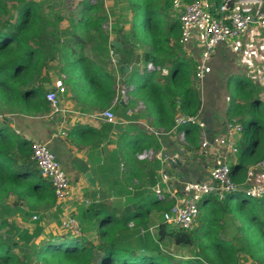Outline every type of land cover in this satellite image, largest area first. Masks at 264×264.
<instances>
[{
  "label": "trees",
  "instance_id": "1",
  "mask_svg": "<svg viewBox=\"0 0 264 264\" xmlns=\"http://www.w3.org/2000/svg\"><path fill=\"white\" fill-rule=\"evenodd\" d=\"M181 1L188 4L195 0ZM261 1L264 11V0ZM126 2L132 14L130 37L144 49L143 62L167 71L164 76L133 71L126 82L140 91L138 97L152 119V130H139L135 145L123 154L128 177L139 178L135 173L137 154L143 149H159L156 132L175 129L176 133H183L189 145L193 144L188 139L192 135L197 149L200 129L189 123L175 126V117L178 113L198 115L202 101L196 87V63L183 50L179 20L171 12L174 0ZM207 2L208 11L214 15L221 0ZM104 7L103 0H82L77 19L69 21L62 32L57 27L63 18L56 17L55 22L48 20L40 2L0 0V264H241L248 261L264 264V197L251 199L241 190L220 202L205 197L198 205V225L190 232L167 227L161 221L153 234H141L140 230L149 229L151 213L164 212L173 205L171 201L160 202L149 193L140 202L128 199L123 207L115 208L118 212L109 207L108 201L88 203L89 206L71 214L79 224L78 236L61 232L60 236L50 235L36 244L44 236L45 213L56 208L52 215L60 217L62 211L56 205L50 181L41 176L32 159V143L15 134L8 116L52 112L41 85L43 74L52 63L57 64L58 74L66 76L63 82L73 92L76 105H82L83 112L114 108L116 77L83 54L87 34H93L101 46L108 45L103 29L108 21ZM90 12H93L91 17L87 15ZM129 51L124 44L116 48L126 63ZM230 83L239 89L228 90L227 115L235 112L242 115L246 107L237 100L252 98V91H243L244 87L253 86L252 81L246 76H235ZM75 86L81 88L74 91ZM246 106L255 111L262 104L255 98ZM243 122L246 131L256 128L264 138V126L255 114ZM78 130L90 131L77 126L68 132L67 138L73 139ZM120 141L123 149L126 144L123 136ZM148 168L157 171L160 163L154 161ZM243 172L241 161L231 167V176L237 182H241ZM235 198L238 203L232 205ZM10 215L32 224L33 229L18 232L8 223ZM33 216L37 219L32 220ZM228 221L239 224L229 226ZM233 238L235 241H231ZM165 240L196 251L188 257L170 254L161 247Z\"/></svg>",
  "mask_w": 264,
  "mask_h": 264
},
{
  "label": "crops",
  "instance_id": "2",
  "mask_svg": "<svg viewBox=\"0 0 264 264\" xmlns=\"http://www.w3.org/2000/svg\"><path fill=\"white\" fill-rule=\"evenodd\" d=\"M105 2L104 9L106 10L107 8L106 13L108 21H110L111 33L113 34V27L119 22L123 24V20L124 23L126 20V23L131 22L132 14L127 7L126 0H105ZM119 6H122L123 9L122 18L117 13ZM183 10L184 6L182 12ZM131 26L132 23L123 27L124 30L130 33ZM117 31L114 32L115 36L114 34L113 36L111 34L109 36L105 32L108 37L107 46H101L98 40H94L91 43H86L83 52L86 58L95 62L104 71L112 73L127 87L126 82L131 73L133 71L142 72L141 68L137 67V64H144L142 60L144 49L137 43L134 44L129 36L130 38L126 40L131 45L129 46L131 49H129V61L126 63L119 60L117 69H115V66L109 61V49L111 45L109 42L116 40L121 44V47L123 46V42L120 40L119 32ZM182 43L184 52L191 56L196 63L199 55L196 38L186 42L182 41ZM263 45L264 28L258 29L254 24H251L245 34L239 39L222 43L216 48L209 61L208 71L202 82L201 93L196 83L202 101L201 111L214 112L212 117L213 129L209 137L206 135L209 143L207 148L208 152H210L209 156L202 155L201 137L203 131L201 129L197 149H194V143L196 142H194L192 135L188 136L189 140H193L191 141L193 144L189 145L185 137L183 136L182 140L180 133H176L175 129L168 133L161 132L159 134L156 132L155 138L158 141L159 149L148 148L141 150L140 153L145 150H151L154 155L144 160L136 158L135 166L137 169L135 173L139 175V178H135V176L129 178L128 167L123 154L135 145V141L138 140L139 130H152L150 129L152 119L138 97L140 91H137L132 85L128 86L129 88H133L128 92V102L126 104H115L113 105V109L112 107L108 108L115 116L113 120L108 121L96 116L99 111L83 112L82 105H76L73 100V92L63 82L66 76L57 73L56 63H52L50 69L43 74L41 85L46 93L49 90L55 91L61 86L65 88L64 94H58V107L61 112L57 114H52L51 112L48 115L36 116L23 114L9 115L10 126L15 134L31 143L36 141L45 143L48 149L55 155L73 185L75 198L67 202V206H69L73 214H76L80 207L89 206L86 204L91 202L108 201L111 203L109 207H112L114 210H116L115 208L120 209L128 199L140 202L139 200L147 197L149 193L155 195L154 190L156 188H160L165 193L167 190L177 189L182 183L190 182V180H197L200 177H202V181L207 180L209 171L213 167L215 160L220 156H225L231 167L240 161L238 154L233 155L226 151V140L224 139L225 124L231 118L243 122V120L255 114L260 124L264 126L261 122V119H264V82L260 75L263 72L264 60L258 58L260 54L259 49ZM252 48L256 54L251 57V64L248 66L242 61L244 60V52H249ZM123 63L129 69L127 73L119 70V67ZM254 68H256L255 73H253ZM159 74L164 76L167 74V71L163 70ZM235 76H246L252 81L253 86L244 87L243 90L244 92L252 91L250 93L252 98L237 100L240 106L246 107L242 115L235 112L228 116L227 112L230 103V93H228V90L237 92L239 89V86L230 83V79L235 78ZM80 88L81 86L73 87L74 91H78ZM255 98L260 101L262 106L255 111H251L246 105ZM77 126L88 128L90 131L78 130L75 137L70 140L67 138V135H62V133L68 134L72 128ZM255 129H250L249 135L246 133L248 131L244 129L245 131L241 134L237 143L238 149L241 142L250 140L251 148L248 153L249 166L257 162L254 159L259 160L264 157V138ZM121 136L124 137L127 144H125L123 149L120 141ZM255 143H258V145H254ZM116 152L117 155L115 156ZM157 154H160V157ZM168 158L185 161L188 169L185 173L180 174L179 167L175 163L168 162ZM154 161L160 163V169L157 171L148 168ZM188 173H193V175L190 178L184 177ZM86 174H90L94 185L88 183L87 178H85ZM178 174H180L179 176L183 175V177H179ZM244 178L245 173L243 172L240 176L241 182L233 180L237 183H242ZM53 212L55 213V210L49 214L45 213L44 219L46 223L44 227H49L52 223ZM158 221L159 224L162 221V212L151 213L149 215V228H154ZM57 231H59V226ZM231 231H233L232 228ZM226 234H228L227 230ZM242 263L249 264L248 262Z\"/></svg>",
  "mask_w": 264,
  "mask_h": 264
},
{
  "label": "built area",
  "instance_id": "3",
  "mask_svg": "<svg viewBox=\"0 0 264 264\" xmlns=\"http://www.w3.org/2000/svg\"><path fill=\"white\" fill-rule=\"evenodd\" d=\"M179 24L182 41L186 42L196 38V45L199 49V55L196 61V83L201 93L202 82L208 71L211 56L214 54L216 48L222 43L239 39L245 34L251 24H254L258 29L264 28L262 1L239 2L237 0H221V3L215 9V14L212 15L208 11L207 0H195L184 7L179 17ZM103 29L110 36V21H107L103 25ZM259 51L258 58L264 60V45ZM254 54L256 52L253 48L249 52L245 51L242 62L250 66L251 57ZM109 55L110 63L117 69V63H119V60H122V56L116 52V48L112 45H110ZM137 67H140L142 72L161 73L163 71L162 68L151 62L139 63ZM262 70L263 72L260 75L264 82V68ZM255 72L256 68H254L253 73ZM116 79V94L113 105L118 103L126 104L128 102V92L133 88L129 89L120 82L121 80ZM64 93L65 88L63 86L58 87L55 91L49 90L46 93L45 97L51 104L52 114L61 112L58 107V94ZM177 109H179L178 106ZM96 116L108 121L115 118L110 109L99 112ZM185 123L195 125L203 131L201 137L202 155L209 156L210 152L207 150L209 143L204 132L206 127L205 121L199 117V114L195 116H184L178 113L175 117V126ZM243 132L244 126L239 120L231 118L226 122L224 133L226 151L233 155L238 153L237 143ZM62 135L66 136L67 134L62 133ZM183 136V133H180L182 140ZM31 150L32 159L37 164L41 176L50 181L54 190L56 205L62 211L59 220L60 232L70 234L74 237L78 236L80 233L79 224L71 215L72 211L67 206V202L75 198L71 179L64 172L55 155L48 149L45 143L38 141L32 142ZM153 155L154 153L151 150H145L137 154V159L144 160ZM157 156L160 157V154H157ZM240 190L251 199L264 197V158L247 167L242 183H236L233 180L231 176V164L227 162L225 156H220L215 160L213 167L209 171L207 180L198 183L185 182L177 189L167 190L165 193L160 188H156L154 194L162 202H173V205L168 210L162 212V223L173 229L190 232L198 225V205L205 197L215 198L220 202L229 194ZM36 219V216L32 217V220ZM146 232L153 234V228L151 227L147 231L140 230L141 234H145Z\"/></svg>",
  "mask_w": 264,
  "mask_h": 264
},
{
  "label": "rangeland",
  "instance_id": "4",
  "mask_svg": "<svg viewBox=\"0 0 264 264\" xmlns=\"http://www.w3.org/2000/svg\"><path fill=\"white\" fill-rule=\"evenodd\" d=\"M34 1L41 3L43 11L45 13V16L48 18V20H52V21L55 22L56 17L63 18L62 22H60L58 24L57 29L59 31L65 32V29L68 27L69 21L74 20V22H75V20L77 19L76 16H77L78 12L80 11L81 1L82 0H34ZM103 1L105 2V0H103ZM93 2L94 1H92V3ZM248 4H251V3H248ZM186 5H187V3L185 4L181 0H174V4H173L172 9H171L172 15L179 20V17H180V15L182 13V8H183V6L185 7ZM8 6H11V4L9 3ZM106 10H107V8H106ZM117 13L119 14L120 18L123 17L122 16V14H123L122 6H119V9L117 10ZM92 14H93V12H90L87 15L89 17H91ZM112 19H113V17H112ZM126 21L124 23V20H123V24H122V22H119L116 26L113 27L112 30H113V34H114L115 31L118 30L117 32H119L118 34L120 36V40L123 42V44L126 47L129 48V46H131V45L129 43H127L126 40L130 38L129 37L130 33H129V31L124 30V27L127 24L130 25V23H132V22H127L126 23ZM131 21H132V17H131ZM141 21H139V23H140L141 28H143ZM113 34L111 33V36H113ZM114 36H115V34H114ZM84 40H85L86 43H91L94 40L96 41L98 39L95 38V36L90 33V34L85 35ZM133 43L135 44V42H133ZM83 54H84V52H83ZM128 86H131V85H127V87ZM261 122H262V124H264V119L263 118L261 119ZM246 133H247V135L250 134L249 131L246 132ZM250 148H251L250 140H245V141L241 142L240 145L238 146V153L237 154H238V156L240 158V161L242 162L243 167L245 169H247L246 167L249 166V160H248L249 155H248V153L250 152ZM237 203H238V199H236V198L232 199V205H237ZM53 210H55V212H56L57 209L53 208L51 211H53ZM60 217L59 216L54 217V215H53L52 223L50 224V226L51 225H53V226L52 227H50V226L49 227H46V226L44 227V230H45L44 236L39 237L36 240V244H38L39 241H41V240L47 239L50 235L60 236L59 235V234H61L60 229H59V231H57L58 230V226H59L58 223H59ZM56 219H58V221H56ZM8 223L12 224L13 226H15V229L18 232H23L26 229L27 230H32L33 229V225L32 224L22 222L21 219L18 216H16V215H10L9 219H8ZM156 224L158 225L159 221L156 222ZM237 224H239V223H237ZM237 224L234 223L233 221H228V225L229 226L230 225L237 226ZM157 225L153 228V233H154L155 228L157 227ZM4 232H6V230L2 231L1 233H4ZM227 236L229 237V235H227ZM231 241H235V239L233 238ZM237 245H239V242H237ZM161 247H162V249L164 251H167L170 254L178 255V256H181V257L191 256L192 253L196 251L195 248H191V247H178V246H175L171 241H167V240L161 242ZM240 263H241V261H240ZM248 263L249 264H253L251 261H248ZM241 264H243V263H241Z\"/></svg>",
  "mask_w": 264,
  "mask_h": 264
},
{
  "label": "water",
  "instance_id": "5",
  "mask_svg": "<svg viewBox=\"0 0 264 264\" xmlns=\"http://www.w3.org/2000/svg\"><path fill=\"white\" fill-rule=\"evenodd\" d=\"M237 1H239V2H253V1H259V0H237ZM110 43H111V45L114 46L115 48H121V44H120L118 41H116V40H113V41L110 42ZM119 70L124 71V73H127V72L129 71V69H128V67L126 66L125 63H123V64L119 67ZM213 114H214V112H210V113H208V112H205V111H201L200 114H199V117H200L201 119H203V120L205 121V123H206V127H205L204 132H205V135H207V137H209L210 132H211L212 129H213V121H212ZM167 160H168V162H170V163H175V164L179 167V169H180V171H181V172L179 171L180 174L185 173L186 170L188 169V166L185 165V164H186L185 161L172 160L171 158H168ZM189 164H190V163H189ZM180 174H178V176H179ZM191 175H193V173H188L187 176H184V177H186V178H190ZM179 177H183V175H181V176H179ZM85 178H87L88 183H90L91 185H94V181H93L92 178L90 177V174H86V175H85ZM201 181H202V177H200V178L197 179V180H190L189 183H198V182H201Z\"/></svg>",
  "mask_w": 264,
  "mask_h": 264
}]
</instances>
